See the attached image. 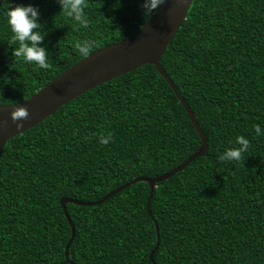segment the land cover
<instances>
[{
  "label": "trees",
  "instance_id": "1",
  "mask_svg": "<svg viewBox=\"0 0 264 264\" xmlns=\"http://www.w3.org/2000/svg\"><path fill=\"white\" fill-rule=\"evenodd\" d=\"M143 0H85L87 27L56 0H0V103L29 97L94 50L130 36L150 17ZM40 12L50 67L12 57L4 13ZM160 65L203 130L207 152L159 181L196 151L200 137L155 66L142 64L64 103L0 150V264H264V0H193ZM111 135L106 144L100 136ZM248 139L240 161L218 159ZM159 242L152 255L157 236Z\"/></svg>",
  "mask_w": 264,
  "mask_h": 264
},
{
  "label": "water",
  "instance_id": "2",
  "mask_svg": "<svg viewBox=\"0 0 264 264\" xmlns=\"http://www.w3.org/2000/svg\"><path fill=\"white\" fill-rule=\"evenodd\" d=\"M192 1L193 0H164V3L158 6L151 17L130 36L104 45L91 52L89 56L80 58L21 102L14 104L0 103L1 150L7 139L42 121L72 98L106 80L121 75L142 64L149 63L155 66L159 74L168 83L178 101L187 112L189 119L200 137V144L195 152L182 163L161 175L153 177H134L94 201H80L67 196L60 197V205L71 229L70 237L64 247L66 262L72 263L68 257V247L73 240L75 232L73 222L65 208L67 202L83 205L98 204L114 193L129 186L131 183L142 180L149 185V195L146 205L150 213L149 203L155 185L159 181L167 179L176 172L182 170L192 160L207 152L208 143L203 130L187 102L179 93L173 81L161 67L159 62L166 46L171 42L176 30L185 18ZM17 106L26 108L28 112V116L23 120L20 128H17L9 117V112ZM155 229L157 240L154 248L149 254L152 261V255L159 242L158 226L156 222Z\"/></svg>",
  "mask_w": 264,
  "mask_h": 264
},
{
  "label": "clouds",
  "instance_id": "3",
  "mask_svg": "<svg viewBox=\"0 0 264 264\" xmlns=\"http://www.w3.org/2000/svg\"><path fill=\"white\" fill-rule=\"evenodd\" d=\"M56 3L66 16L77 22L79 26L87 27L89 20L84 12L85 0H56ZM162 3L164 0H143L141 5L143 13L151 15ZM3 15L5 23L12 33L10 39L18 45L12 48V57L22 59L23 62L36 68L48 69L50 67L49 55L47 49L41 44L44 32L42 31L43 26L39 22L40 12L38 8L32 4L7 6ZM75 47L82 57H87L92 45L90 41L83 40L78 41ZM27 116L28 112L24 107L17 106L9 112V117L17 128L22 126V122ZM254 130L257 136L264 135L260 124L254 125ZM110 140V134L99 137L101 144H106ZM232 143L238 146L225 149L219 155V160L225 162L240 161L242 153L248 148L249 141L244 136L238 135Z\"/></svg>",
  "mask_w": 264,
  "mask_h": 264
}]
</instances>
